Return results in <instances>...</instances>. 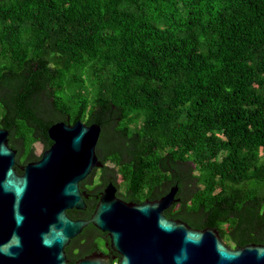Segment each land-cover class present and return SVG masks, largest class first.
Instances as JSON below:
<instances>
[{"label":"trees","instance_id":"obj_1","mask_svg":"<svg viewBox=\"0 0 264 264\" xmlns=\"http://www.w3.org/2000/svg\"><path fill=\"white\" fill-rule=\"evenodd\" d=\"M79 120L101 127L97 189L178 186L168 219L264 245V0H0L17 172Z\"/></svg>","mask_w":264,"mask_h":264},{"label":"water","instance_id":"obj_2","mask_svg":"<svg viewBox=\"0 0 264 264\" xmlns=\"http://www.w3.org/2000/svg\"><path fill=\"white\" fill-rule=\"evenodd\" d=\"M48 135L51 147L19 174L9 132L0 129V264H68L65 247L90 223L110 234L120 264H264V245L233 248L215 228L168 219L178 186L137 205L116 199L109 183L90 220L71 219L69 210L86 209L80 182L104 167L96 153L101 127L59 122ZM77 264L110 263L93 256Z\"/></svg>","mask_w":264,"mask_h":264},{"label":"flooded vegetation","instance_id":"obj_3","mask_svg":"<svg viewBox=\"0 0 264 264\" xmlns=\"http://www.w3.org/2000/svg\"><path fill=\"white\" fill-rule=\"evenodd\" d=\"M96 170L92 172L84 181L80 182V191L86 204L85 210L71 209L75 211L73 220H90L97 205L101 200L106 186L97 189ZM115 197L118 200L128 204L140 205L145 201H154L157 199H144L140 202V189H115ZM68 264H77L86 258L97 256L102 260H107L110 264H120L123 254L115 250L112 244L111 236L108 232H103L93 224L86 226L83 231L73 238L65 247Z\"/></svg>","mask_w":264,"mask_h":264},{"label":"rangeland","instance_id":"obj_4","mask_svg":"<svg viewBox=\"0 0 264 264\" xmlns=\"http://www.w3.org/2000/svg\"><path fill=\"white\" fill-rule=\"evenodd\" d=\"M44 151L43 145L41 143H36L35 144V152L37 155H42ZM110 165V164H109ZM98 176H99V171H98ZM122 181V177H118V182L120 183Z\"/></svg>","mask_w":264,"mask_h":264}]
</instances>
